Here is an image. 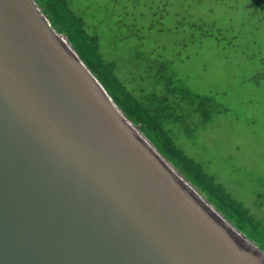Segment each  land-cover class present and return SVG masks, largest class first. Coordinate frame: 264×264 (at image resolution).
<instances>
[{
    "label": "water",
    "instance_id": "95a60500",
    "mask_svg": "<svg viewBox=\"0 0 264 264\" xmlns=\"http://www.w3.org/2000/svg\"><path fill=\"white\" fill-rule=\"evenodd\" d=\"M0 264H264L36 0H0Z\"/></svg>",
    "mask_w": 264,
    "mask_h": 264
},
{
    "label": "rangeland",
    "instance_id": "374dc122",
    "mask_svg": "<svg viewBox=\"0 0 264 264\" xmlns=\"http://www.w3.org/2000/svg\"><path fill=\"white\" fill-rule=\"evenodd\" d=\"M244 1L72 0V4L100 35L101 52L116 63L117 75L130 89L136 84L164 89L159 62L147 55L154 48L193 92L229 90L230 113L216 114L204 132L200 128L195 145L185 140L181 145L264 221V79L255 76L264 68L258 63L264 53L254 43L264 44V21L255 16L251 22L244 14ZM242 17L246 21L241 23ZM198 19L209 25L215 21L225 29L230 21L241 35L224 47L200 37L205 27Z\"/></svg>",
    "mask_w": 264,
    "mask_h": 264
},
{
    "label": "trees",
    "instance_id": "16d2710c",
    "mask_svg": "<svg viewBox=\"0 0 264 264\" xmlns=\"http://www.w3.org/2000/svg\"><path fill=\"white\" fill-rule=\"evenodd\" d=\"M36 2L41 6L52 26L67 35L80 57L101 81L114 101L141 128L147 138L226 218L264 251L263 219L258 218L243 201L234 197L212 172L205 169L201 161L187 153L181 145L182 140L195 145L193 139L198 136L200 128L203 127L201 132H204L207 124L216 114L230 113L231 107L227 101L229 90L219 93L193 92L186 86L185 80L180 79L175 71L170 69L167 59L157 54L154 48L147 52V55L155 64L159 62L164 89H159L156 85L143 84H136L130 89L117 75L116 63L106 59L101 52L100 35L90 29L83 13L74 9L72 0H36ZM227 7L236 10L234 6ZM242 8L244 14L252 18L251 22L254 23L255 16L259 21H264V0H245ZM197 21H200L199 26L205 27L202 28L200 37H210L215 43L224 47H230L233 39L241 35L240 30L238 31L230 21L227 29L215 21H211L210 25L205 19ZM239 21L245 22L246 17L240 18ZM158 31L161 32L162 27L158 28ZM253 32L255 35V31ZM254 43L261 45L264 53V44L255 40ZM258 63L264 65V56L258 58ZM255 76L264 79V68Z\"/></svg>",
    "mask_w": 264,
    "mask_h": 264
},
{
    "label": "bare ground",
    "instance_id": "6f19581e",
    "mask_svg": "<svg viewBox=\"0 0 264 264\" xmlns=\"http://www.w3.org/2000/svg\"><path fill=\"white\" fill-rule=\"evenodd\" d=\"M63 40V39H62ZM63 42H64V44L67 46V43H65V41L63 40ZM117 113L121 116V118L133 129V130H137V128H135V127H133V125L119 112V111H117ZM140 135V134H139ZM141 137V136H140ZM141 139L143 140V138L141 137ZM143 142H144V144L146 145V146H148L147 145V143L143 140ZM149 147V146H148ZM153 150V149H152ZM154 151V150H153ZM157 154V153H156ZM159 156V155H158ZM161 158V157H160ZM163 159V158H162ZM164 160V159H163ZM170 166V165H169ZM171 167V166H170ZM174 171H176L177 172V170L176 169H174L173 167H171ZM178 173V172H177ZM179 174V173H178ZM180 175V174H179ZM185 180V179H184ZM186 181V180H185ZM187 182V181H186ZM188 183V182H187ZM189 184V183H188ZM191 185V184H190ZM192 186V185H191ZM193 187V186H192ZM216 211V210H215ZM216 213H217V215L219 216V217H221L224 221H227L219 212H217L216 211ZM228 222V221H227ZM233 226V225H232ZM234 227V226H233Z\"/></svg>",
    "mask_w": 264,
    "mask_h": 264
}]
</instances>
